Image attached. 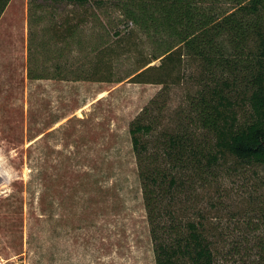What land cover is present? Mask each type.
<instances>
[{
    "label": "rangeland",
    "instance_id": "obj_1",
    "mask_svg": "<svg viewBox=\"0 0 264 264\" xmlns=\"http://www.w3.org/2000/svg\"><path fill=\"white\" fill-rule=\"evenodd\" d=\"M28 10V0H11L0 18V264H156L129 130L163 87L29 79ZM99 11L89 35L105 26L115 47L151 53L141 33L128 40L119 12ZM132 57L119 58L114 75L124 76ZM201 67L185 59L171 116L201 87ZM221 178L223 205L210 209L200 193L204 221L218 229L221 250L241 244L223 264H257L263 174L230 161Z\"/></svg>",
    "mask_w": 264,
    "mask_h": 264
},
{
    "label": "trees",
    "instance_id": "obj_2",
    "mask_svg": "<svg viewBox=\"0 0 264 264\" xmlns=\"http://www.w3.org/2000/svg\"><path fill=\"white\" fill-rule=\"evenodd\" d=\"M10 2L0 0V18ZM28 2L29 79H129L163 87L129 130L155 262L223 264L241 244L219 248L218 229L205 223L199 197L206 191L210 209L223 205L221 177L230 161L233 168L262 173L264 184V0ZM107 6L127 24L128 40L141 33L151 53L115 47L105 26L89 35L88 23ZM81 53L84 62L76 57ZM129 54L137 56L133 67L114 75L118 59ZM185 59L202 65L201 87L171 116L170 90L182 80ZM255 241L257 264H264V227Z\"/></svg>",
    "mask_w": 264,
    "mask_h": 264
}]
</instances>
